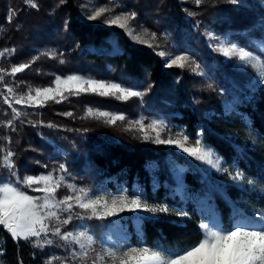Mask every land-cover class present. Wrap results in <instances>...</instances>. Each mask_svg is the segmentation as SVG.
<instances>
[{
	"label": "trees",
	"instance_id": "trees-1",
	"mask_svg": "<svg viewBox=\"0 0 264 264\" xmlns=\"http://www.w3.org/2000/svg\"><path fill=\"white\" fill-rule=\"evenodd\" d=\"M120 1L142 9V18L158 28L161 41L174 42L197 57L202 74L175 66L166 68L167 58L157 55L163 48L138 44L118 26L89 21L82 0H36L38 10L27 6L25 0H0V28L4 29L0 32V52L9 50L0 58V68L9 73L0 83V92L5 91L7 83L17 95L29 90L33 93L36 88L52 86L57 76L70 74L116 82L127 80L129 84L137 83L141 91L153 85L142 98L128 101L81 94L68 96L59 103L48 101L43 107L17 105L27 115L22 114L15 122L16 131L0 123V137L5 138L0 139V160L2 150L11 148L21 179L26 175L58 174L59 165L64 164L66 179L70 177L73 185L84 190L121 184L132 188L137 182L151 204L185 208L189 216L124 213L96 219L91 217L90 210L74 206L71 213H60L61 219L72 216L61 231L74 233L82 229L92 234L95 242L86 259L76 255L82 250L71 240L49 234L46 239L51 244L42 239L40 246L34 247L35 238L14 240L0 226V264H92L107 231L117 223L132 228L139 216L157 217L140 220L146 244H190L200 238L198 224L202 216L197 202L205 197L210 198L208 203L219 211L225 225L231 219L233 204L249 215L264 210V84L253 87L255 69L238 75L231 62L209 52L202 33L205 21L213 25L214 20L235 13V19L222 21L223 35L236 38L239 43L260 36L258 32L245 33L264 15V0H241L247 8L231 0H204L199 7L193 0ZM10 8L17 13L11 22L7 20ZM202 10L211 13L209 19L204 20L206 12ZM117 43L119 51H111ZM21 63H29L30 67L11 76V67ZM88 108L109 109L129 119L139 115L161 117L168 125L186 129L193 136L203 128L205 142L226 161L225 167L232 174L242 172L245 179L234 182L227 173L215 169L206 172L204 169L209 166L200 161L189 165L185 159L193 158L179 154L177 163L187 171L178 181L169 161L177 158L179 150L144 141L123 124L110 125L88 116ZM69 112L71 116L65 115ZM10 119L11 110L0 99V122ZM28 121L43 124L34 127ZM49 123L55 127L47 126ZM150 161L155 162L154 172L148 166ZM3 174L7 176L8 170L3 169ZM55 223L50 221V226Z\"/></svg>",
	"mask_w": 264,
	"mask_h": 264
},
{
	"label": "snow or ice",
	"instance_id": "snow-or-ice-1",
	"mask_svg": "<svg viewBox=\"0 0 264 264\" xmlns=\"http://www.w3.org/2000/svg\"><path fill=\"white\" fill-rule=\"evenodd\" d=\"M193 2L199 7L204 0H193ZM231 2L239 3L241 8L248 7L241 0H231ZM25 3L33 9H39L36 0H25ZM112 12V8L100 6L93 9L87 19L96 21L104 17L106 13ZM16 14V10L10 8L7 20L11 22ZM188 15L191 16L194 13L188 12ZM136 18V11L125 10L119 14L107 16L103 22L123 29L126 35L138 44L146 45L149 48L159 47L158 43L154 45L150 42V40L156 41L158 39L156 32L150 33L149 40L145 39L149 36V29L141 26L142 32L135 31L130 21H134ZM249 27L251 31L246 32L245 35H251L252 32L261 34L258 39L252 42L254 47H250L247 41L237 43L228 40L225 36H215L213 33H208V35L210 40L215 39L217 41L215 50L224 57L229 59L238 57L236 63L238 68H244L247 71V66H251L255 69L253 74L255 81L253 87H255L256 84H264V15ZM3 31L4 29L0 28V32ZM254 50L259 54H254ZM8 51L5 49L0 52V58ZM12 51L14 52V50ZM113 51H119L118 43L114 46ZM157 55L167 57L164 63L166 68L175 66L184 69L187 67L192 73L202 74L200 65L187 54L173 56L171 53L161 50ZM29 67V63L13 66L10 69V75L14 77ZM7 74L9 73L6 69L0 68V83L5 81ZM124 84H129V82L127 80L108 82L103 79L71 74L63 79L57 76L54 80V87L36 88L35 95L31 94V90L26 94L17 95L14 87L4 83L5 91L0 92V99L11 110L12 119L0 123L12 131H16L15 122L19 120L22 114L27 115V113H22L21 109L16 107L17 105L21 108L43 107L48 101L59 103L67 99L68 96L81 94H96L101 97H114L121 101H128L134 97L142 98L153 87L149 84L145 91H138L134 90L139 86L137 83H131L127 87L122 86ZM208 87L212 88V85L209 84ZM86 111L88 116L104 118L105 122L110 125L127 119L124 114L113 115L109 111H93L91 108ZM65 115L71 116L72 113H65ZM20 122L23 123V121ZM28 123L35 127L43 124V121H28ZM47 126L55 127L51 123ZM127 130L139 131L144 141H151L156 145L174 146L178 149L177 158L169 161L170 166L177 173L178 181L187 171L183 165L177 163L179 154H186V158H193L192 161L185 159V163L189 165L194 164L195 161H200L209 166L204 169L206 172L210 173L212 169L217 170V172L222 171L227 173L234 182H241L245 179L242 172L237 171L232 174L228 168L223 167V163L226 161H223L215 149L205 142L203 128L199 129L195 136L188 133L186 129H181L172 134L170 126L164 120L153 119L146 124L144 118L141 117L136 120H129ZM165 133H167L166 138ZM0 139L5 138L0 137ZM7 139L10 142V138ZM2 151V160H0V226H3L14 240L30 241L35 238L34 247H39L42 239L45 243L51 244L52 241L46 239L51 234L64 241L71 240L82 250L76 255L84 259L88 257V252L93 248L95 242L92 235L85 231H80L77 234L71 231H61L64 225L70 223L72 216L68 215L67 218L61 219L60 213H71L74 206L85 211L90 210L91 217L96 219L117 217L126 212L189 216L185 208L176 209L167 204H151L142 192L127 189H121L119 193L111 194L110 199L92 198L94 194L86 192L84 189H79L83 196L69 194L57 199L56 193L62 182L66 180L64 174L55 178V173L49 172L40 175H26L21 179L14 161L15 152L11 148ZM148 166L151 170H155V162L150 161ZM45 167L47 166L45 165ZM197 167L199 166L197 165ZM3 169L8 170L7 176L3 174ZM57 171L65 173V165L60 164ZM67 178L70 179V177ZM66 187L70 193L77 191L75 185L71 183L67 184ZM29 189L32 192L41 193V195H30L28 194ZM209 199V197H205L202 201L205 207L201 209L203 220L198 224V228L201 230L198 240L174 247L147 244L131 246L128 243L120 246L113 245L97 253L96 260H93L92 264H97V261L100 264H264V210L249 215L241 207L233 204L231 219L225 225L219 211L214 205L208 203ZM155 218L157 217L139 216L137 219L139 221ZM52 220H55L56 223L50 226L49 221Z\"/></svg>",
	"mask_w": 264,
	"mask_h": 264
},
{
	"label": "rangeland",
	"instance_id": "rangeland-1",
	"mask_svg": "<svg viewBox=\"0 0 264 264\" xmlns=\"http://www.w3.org/2000/svg\"><path fill=\"white\" fill-rule=\"evenodd\" d=\"M82 1H83V6L86 9V12L88 14H90L93 11V9L98 8L100 6H106V7H109V8H112L113 9V12L112 13H106L104 17H101L100 19H97V20H100L102 22L104 21V19L107 16L114 15V14H119L121 11H125V10L126 11H136L137 12V18H136V20L130 21V24L134 27L135 31L136 32H142V27L141 26H143V28L149 29V36L148 37H145V39H149V40H150V33L151 32H156L157 33L158 28L151 27L148 24V21L149 20H147L146 18H145L146 20H144L142 18V15L144 14V13H142L143 10L142 9H139L137 6H135L134 3L131 4V5H127V3L125 4V3L121 2L120 0H82ZM201 12L203 13V12H206V11L202 10ZM201 12L199 13V15L201 14ZM210 14L211 13L206 12L205 13L206 16H205V19L204 20L209 19V15ZM228 14H230L229 17L224 16V19L225 20H228V19L233 20V19L236 18V14L235 13H228ZM224 19H222V20L221 19L220 20H218V19L214 20L213 25H212V22L211 21H210V23H208L206 21L203 23L204 26H203V29H202V33L205 36L206 49L209 52H211V53H213L215 55L221 56L225 62H231L232 65L234 66L235 70H236L235 72L238 75H241L244 72L245 73H251L254 70L251 66H247V71H245L244 68H238L236 66V63L238 61V57H232V58L229 59V58L224 57L221 53H219L218 51L215 50V45H216L217 41L215 39L210 40L208 33H213V34H215V36H225V37H227L228 40H231L232 42L239 43L236 40V38H231V37H228L227 35H223V32L220 31L221 28H223V26H224V23L222 22ZM150 27L152 29H150ZM220 33H222V34H220ZM157 37H158V39L156 41H151L150 40V42H152L154 45H156L158 43L159 44V47L161 49L163 48L162 49L163 51L168 52V53H171L173 56H175V55H181V54H187V55H189L192 58V60H195V62L200 65V60H198L197 57H195L193 55H190L189 52L186 51L185 49H183L181 46L177 45L174 42L170 43L167 40L161 41V38L158 35V33H157ZM259 37L260 36H256L255 35L252 38H248L247 43L249 44V46L250 47H254L252 45V42L254 40L258 39ZM113 48H114V46L112 47L111 51H113ZM156 48H158V47H156ZM97 49H99V48H97ZM254 54H259V53L255 52V50H254ZM165 58H167V57H165ZM186 69L188 71H190L189 68L186 67ZM200 71H201V69H200ZM67 76L61 77V78L63 79V78H66ZM85 77H89V76H85ZM252 77H253L252 83L254 84V82H255L254 81V76H252ZM105 81H108V82H116V81H112V80H105ZM54 86L55 85L53 84L50 87H54ZM122 86H125V85H122ZM125 87H127V86H125ZM134 90L141 91L140 89H137V88L134 89ZM31 94L32 95H35V91L33 93H31ZM111 98H114V97H111ZM134 98L140 99L139 97H134ZM114 99H116L117 101H121V100H119L117 98H114ZM93 111H109L111 114L116 115L115 113L111 112V110H109V109H100V110L99 109H93ZM141 117L144 118L146 124L149 123V122H151L153 119H162L161 117L147 118V117H145L143 115H139V117H137L135 119H129V118H127L124 121H117L116 124H118V126H120V127H122V124H123L124 126H127V128H128V122H129V120H136V119L141 118ZM98 119H100L101 121L105 122V119L104 118H98ZM170 128H171L172 134H175L177 131L181 130L180 128L172 127V126H170ZM132 132L134 134H136L138 137H141V133L139 131H132ZM166 136H167V133H165V138H166ZM170 147L176 149L174 146H170ZM176 150H178V149H176ZM223 167L226 168L225 165H224V163H223ZM155 169H156V167H155ZM150 171L151 172H154L155 170H151L150 169ZM221 172H219V173H221ZM61 174H64V173L55 174V178H58L59 175H61ZM175 174L177 176L176 171H175ZM69 183H71V182L68 179H66L64 182H62L61 187L59 188L60 190L58 189L61 192L60 195L58 196L57 193H56L57 199H60V198H63L64 196H66L67 194L65 192H67L69 194H72V195H81V196H83V193H80L79 192V189H81V188H77L76 186L75 187H76L77 191L74 192V193H70L68 189L64 190V188H67L66 185L69 184ZM113 184L116 185L117 184L116 181H113ZM179 188L180 187H178L177 189L180 190ZM121 189H127L129 191L142 192L144 194V196H146L145 193L143 192V190L141 189L140 185L137 182H135L133 184L132 188H128L125 185L121 184V185H116V187H104L101 190L94 189V190H85V191L86 192H89V193H93L94 195L92 196V198L102 197V198H105V199H110L111 194H117V193H119V191ZM28 194L34 195V196L41 195V193L32 192L30 189L28 191ZM73 203H74V201H73ZM197 206H198V210H199V212L201 214V209L205 207V204L202 203V201L201 202L199 201V202H197ZM122 214H124V213H122ZM202 220H203V217H202ZM49 224H50V221H49ZM80 231H84V230H82V229L75 230L74 234H77ZM88 234L92 235L90 232ZM124 243H128L131 246H138V245H141V244H146L144 242V232H143V229H142V221L135 220L133 222L132 228H130L128 225H124V224H121V223H117L115 226L111 227L107 231L106 239L103 241L102 246L100 247V249H98V253H100L102 251V249H107L108 247H111L113 245L120 246V245H122Z\"/></svg>",
	"mask_w": 264,
	"mask_h": 264
}]
</instances>
